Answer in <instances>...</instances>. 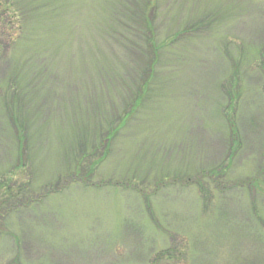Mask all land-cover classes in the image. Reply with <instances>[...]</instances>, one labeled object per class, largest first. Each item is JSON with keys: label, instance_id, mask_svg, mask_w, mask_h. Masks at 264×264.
<instances>
[{"label": "rangeland", "instance_id": "1", "mask_svg": "<svg viewBox=\"0 0 264 264\" xmlns=\"http://www.w3.org/2000/svg\"><path fill=\"white\" fill-rule=\"evenodd\" d=\"M98 2L0 0V264H264V0H148L135 102Z\"/></svg>", "mask_w": 264, "mask_h": 264}, {"label": "trees", "instance_id": "2", "mask_svg": "<svg viewBox=\"0 0 264 264\" xmlns=\"http://www.w3.org/2000/svg\"><path fill=\"white\" fill-rule=\"evenodd\" d=\"M147 2L148 0H128L127 2H123L122 0H99L96 7L98 26L94 25V28L96 27L95 30L99 35H101V37L103 36L102 38H108L112 40L120 50V56L117 58V62L119 63V67L117 69L113 68L111 65H105L101 62L97 75L98 83L100 86L110 87V90H115L118 88V92L122 94L125 93V96L127 95L126 100L128 98L134 97L132 98L134 102L138 99L139 89L136 88L135 91L129 92L126 87H134L135 85L145 86L147 84H151L153 68L157 62L156 53L159 51L154 45L155 37L151 27L152 23L150 21L152 7L148 8ZM0 6L2 11L1 13H3V16H5L7 24H11L13 19L21 20L19 23H23V16L18 15L21 9L15 8V10L12 9V11H10L11 7H9V5L0 4ZM125 22L130 23L131 25L127 27L125 26ZM18 27L19 34L17 37L19 38L23 33V26L18 24ZM189 29L192 30L193 27L190 26ZM183 33H185V28H182V30L177 33V36H180V34ZM20 38H22V36ZM101 47H104V45L100 46V48ZM122 52H126L129 55L135 54L136 56L143 59L142 63H139L140 68H137L140 73L138 77L133 78V82L130 80V77H132L131 67L133 66L129 63V61L128 63H126V60L123 61ZM102 59L105 60V58ZM262 75L264 76V70H262ZM227 97L229 103H232V100L235 98L234 92H228ZM231 105L232 104H229V109ZM128 106L129 102H126L125 107ZM122 115L126 117V119L129 117V115L125 116L124 113H122ZM119 117L120 116H118V118ZM227 123L231 126L229 128L231 144L235 145L238 141V134L233 129V124L231 123L230 118L227 119ZM217 170H219L220 174H222L221 169ZM209 175L211 177L210 179H212V177H219V174L216 173V170H211ZM8 180H10L8 174L6 177L3 176L0 183V190L7 188V186L2 183ZM4 191L5 199L0 197L1 209H3V207H5L8 203H12L20 195L19 193L12 194L11 189L9 188L5 189ZM163 255L165 256L164 252H161L157 256V260L158 257H162Z\"/></svg>", "mask_w": 264, "mask_h": 264}]
</instances>
